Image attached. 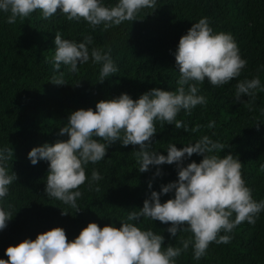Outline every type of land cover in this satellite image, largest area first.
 Returning <instances> with one entry per match:
<instances>
[{
  "label": "trees",
  "instance_id": "trees-1",
  "mask_svg": "<svg viewBox=\"0 0 264 264\" xmlns=\"http://www.w3.org/2000/svg\"><path fill=\"white\" fill-rule=\"evenodd\" d=\"M104 2L111 6L116 0ZM57 11L43 18L37 9L11 24L6 22L9 13L0 12V148L12 149L7 169L17 176L2 201L5 207L11 205L12 219L0 231V258L8 259V246L24 239L34 240L37 234L55 227H62L69 241L89 222L100 227L113 223L119 227L120 220H126L130 211L143 207L151 191L159 192L161 185L177 179L175 163L150 166L148 171L139 172L135 155L139 145L123 146L117 142L109 146L104 159L85 166L86 180L79 186L82 195L76 201L81 210L77 211L47 197L44 190L48 162L41 160L32 165L27 153L44 143L66 140L67 134L57 133L75 110L95 109L100 100L121 93L135 100L152 88L175 91L179 72L174 53L179 39L202 17L208 18L215 32L232 34L247 63L239 77L224 85L213 86L207 80L197 85V94L203 95L206 103L195 106L190 113L181 110L176 117L188 125V132L174 124L154 121L156 133L150 150L167 155L169 142L181 148L208 135L223 144L218 155L231 153L238 157L253 199H264V91L257 90L254 98L234 100L239 80L258 77L264 85V0H156L154 8L137 13V20L107 29L103 25L93 28L83 18L69 21ZM56 32L76 42L91 36L89 50L111 49L118 71L99 82L101 65L90 59L78 64L77 72H69L64 65L55 72L52 58ZM60 72L65 84L50 82ZM210 121L215 122L212 128L207 127ZM197 125L200 128L192 132ZM202 158L194 153L184 164L199 163ZM157 167L158 176L154 175ZM92 169L102 179L89 185L87 178ZM173 195H162L161 202ZM62 210L67 214H62ZM170 223L141 218L137 226L163 235V246L180 247L182 240L191 239L192 234L186 231L172 237L167 232ZM227 234L231 236L229 243L211 242L199 260L193 259L190 244L176 258V264H264V210L254 224L242 222Z\"/></svg>",
  "mask_w": 264,
  "mask_h": 264
},
{
  "label": "clouds",
  "instance_id": "clouds-1",
  "mask_svg": "<svg viewBox=\"0 0 264 264\" xmlns=\"http://www.w3.org/2000/svg\"><path fill=\"white\" fill-rule=\"evenodd\" d=\"M156 0H116L106 5L104 0H0V12L9 13L6 22L15 23L39 9L43 18L58 13L71 20L83 18L93 28L103 25L105 29L134 21L144 8H154ZM91 36L82 42L62 38L56 32L55 51L52 66L59 72L61 65L69 72H77L78 64H100L99 82L118 71L112 59L111 49L104 51L96 47L89 50ZM179 72L175 91L152 88L133 100L127 93L108 100H100L95 109L81 108L71 112L66 124L59 127L58 136L67 134L66 140L53 144L44 143L33 147L27 156L32 165L38 161L48 162L45 193L62 203L78 209L77 198L82 193L79 186L86 180L85 166L105 158L107 149L119 142L123 146L139 145L135 151L138 171H148L150 166L175 163L177 179L163 184L159 192L151 191L139 211H130L120 226L106 224L98 226L89 222L73 240L66 238L62 227H55L36 238L24 239L5 249L7 260L0 258V264H176V258L191 244L193 259L205 255L211 242L229 243L230 233L242 222L254 224L256 216L264 210V199L256 201L252 190L242 177L241 162L231 153L218 155L223 144L203 135L194 142L178 148L168 143L167 155L151 149V138L156 133L154 121L174 124L177 129L189 131L188 125L177 120L183 110L190 113L197 105L206 103L198 95L199 83L213 86L224 85L239 77L247 61L241 57L239 47L231 33L215 32L208 18L202 17L179 39L174 53ZM50 82L60 85L63 72L53 75ZM264 91L258 77L239 80L235 85L234 100L242 97L254 98L256 91ZM210 121L208 128L214 127ZM197 125L191 129L196 132ZM102 138V139H100ZM203 158L199 163L184 164L193 154ZM12 149L0 148V231L12 219L11 205L5 207L3 198L9 192V185L17 180L14 172L7 169V160ZM154 175H160V169ZM89 185L102 179L96 169L87 178ZM148 188H152L149 181ZM173 197L161 202L164 194ZM62 214H67L62 210ZM233 214H235L233 216ZM141 218L161 223H170L167 232L176 237L178 232L192 234L184 239L180 247L164 245V236L151 228L137 226ZM223 231V235H220Z\"/></svg>",
  "mask_w": 264,
  "mask_h": 264
}]
</instances>
